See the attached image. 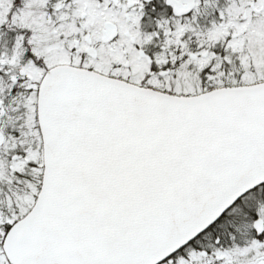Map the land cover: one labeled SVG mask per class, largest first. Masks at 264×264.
<instances>
[{"label": "snow or ice", "instance_id": "1", "mask_svg": "<svg viewBox=\"0 0 264 264\" xmlns=\"http://www.w3.org/2000/svg\"><path fill=\"white\" fill-rule=\"evenodd\" d=\"M0 264H264V0H0Z\"/></svg>", "mask_w": 264, "mask_h": 264}]
</instances>
